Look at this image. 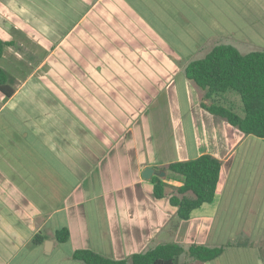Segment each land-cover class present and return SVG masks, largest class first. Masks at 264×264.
I'll return each mask as SVG.
<instances>
[{
    "label": "crops",
    "instance_id": "0c3cea01",
    "mask_svg": "<svg viewBox=\"0 0 264 264\" xmlns=\"http://www.w3.org/2000/svg\"><path fill=\"white\" fill-rule=\"evenodd\" d=\"M235 32H264V0H0L13 88L0 93V264H84L82 248L129 260L163 243L223 249L180 264H264V138L204 109L218 96L184 75ZM201 154L222 163L216 194L182 220L180 181L156 198L142 172Z\"/></svg>",
    "mask_w": 264,
    "mask_h": 264
},
{
    "label": "trees",
    "instance_id": "16d2710c",
    "mask_svg": "<svg viewBox=\"0 0 264 264\" xmlns=\"http://www.w3.org/2000/svg\"><path fill=\"white\" fill-rule=\"evenodd\" d=\"M82 32H93L89 19L83 22ZM7 43L0 39V57ZM184 75L204 90V99L230 90L237 92L243 115H239L230 107L216 103L206 104L201 101V105L244 134L264 138V51L241 53L233 45L218 44L213 46L204 57L189 61L184 68ZM0 93L6 97L13 93V88L8 84L7 74L1 67ZM221 165V161L216 157L201 154L162 167L163 170L180 179V185L169 196V202L176 207L180 219H189L194 209L214 199ZM150 180L153 184L154 196L164 197L166 180L155 175ZM54 237L57 242L64 243L69 239V231L67 228L58 229ZM44 238L45 236L38 232L34 235L33 242L40 244ZM184 251L193 259L203 263L218 257L223 249L193 244L185 250L178 243H163L145 252L134 253L129 260L112 259L85 248L75 249L71 257L84 264H177L178 257Z\"/></svg>",
    "mask_w": 264,
    "mask_h": 264
},
{
    "label": "rangeland",
    "instance_id": "374dc122",
    "mask_svg": "<svg viewBox=\"0 0 264 264\" xmlns=\"http://www.w3.org/2000/svg\"><path fill=\"white\" fill-rule=\"evenodd\" d=\"M214 41H215V42H213L214 44H209V45L204 46L201 51L191 53L188 56V57H190L189 59L194 60V59L204 57L206 55V53H208L210 51V49L213 47L212 45L215 46L218 44L233 45L241 53H248L251 51H264V32H253L252 34H251V32H244V33L243 32H235V34H233L232 36L228 35V37L225 36V37L219 38L218 42H216V40H214ZM216 95L218 96V98H216L217 100L215 101L216 104L223 105L226 107H230L231 109H233V111H235L239 115H243L240 96L237 92L230 90V91H227L225 93H219ZM164 179L166 180V182H167V180H169L173 184L176 183L177 181H180L179 177L174 176L169 172H168V174H166L164 176ZM45 245L46 244L44 242L43 246H45ZM58 246L59 247H57L54 250V255L59 253V252H64V249L66 248L65 246L61 247L62 246L61 244ZM187 257L188 256L185 253L181 254L178 257L177 264H180Z\"/></svg>",
    "mask_w": 264,
    "mask_h": 264
},
{
    "label": "water",
    "instance_id": "95a60500",
    "mask_svg": "<svg viewBox=\"0 0 264 264\" xmlns=\"http://www.w3.org/2000/svg\"><path fill=\"white\" fill-rule=\"evenodd\" d=\"M152 175L163 177L165 175V172L160 169L153 168L151 166H147L144 168L142 172V176L146 179H149ZM50 241H47V244H49Z\"/></svg>",
    "mask_w": 264,
    "mask_h": 264
}]
</instances>
